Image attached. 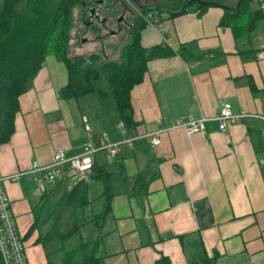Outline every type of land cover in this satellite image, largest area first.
Returning a JSON list of instances; mask_svg holds the SVG:
<instances>
[{"label":"crops","instance_id":"crops-1","mask_svg":"<svg viewBox=\"0 0 264 264\" xmlns=\"http://www.w3.org/2000/svg\"><path fill=\"white\" fill-rule=\"evenodd\" d=\"M132 1L139 8L163 9L158 15L156 11V23L143 30V47L184 48L200 59L185 60L175 52L148 63L143 82L131 92L137 123L131 133L138 140L133 147L123 145L115 157L107 151L92 156L95 167L85 181L88 203L64 209L62 232L69 224V229L79 226V243L96 244L102 264H264V124L255 118L264 115V59L257 57L264 51L262 20L252 32L235 36L221 22L242 0ZM181 5L186 11L172 15L170 10ZM125 21L105 15L100 27L93 20L83 22L99 30L88 31L78 44L73 41L69 56L97 54L100 69L120 62L130 38L131 25L124 30ZM115 22L117 30L112 28ZM68 79L66 64L47 56L20 99L13 137L0 145V178L28 171L35 161L49 165L59 150L66 157L81 154L88 142L85 118L97 144L131 136L120 127L123 121L104 73L95 92L78 99L62 97ZM227 103L236 113L252 116L226 132L215 120L191 136L183 129L163 131L157 146L146 137L179 121L213 119ZM96 167L108 173V185L96 178ZM74 186L65 174L46 193L37 189L32 175L3 182L29 264L65 263L63 240L45 244L38 239L51 229L53 211ZM43 205L39 226L27 235ZM67 212L72 217L64 229ZM75 236L69 247L76 248Z\"/></svg>","mask_w":264,"mask_h":264},{"label":"trees","instance_id":"trees-1","mask_svg":"<svg viewBox=\"0 0 264 264\" xmlns=\"http://www.w3.org/2000/svg\"><path fill=\"white\" fill-rule=\"evenodd\" d=\"M252 2L254 0H242L237 10L226 11L221 24L230 27L235 36L242 31L252 32L256 23L264 19V12L252 10ZM80 4V0H5L3 2L0 10V145L9 143L13 137L16 116L20 111V99L27 93L31 82L41 71L49 55L56 56L67 66L69 79L61 90L64 98L78 99L94 93L95 83L100 80L101 73H104L120 119L131 136V131L137 127L133 118L131 92L135 86L143 82L148 71V63L155 58L171 56L175 52L180 53L185 60L200 59L189 54L184 48L174 51L164 45L143 47L142 32L148 23L145 18L139 16L135 17L131 26L130 41L123 49L120 62H109L100 69L97 67L100 59L97 54L88 57H70L73 16L75 8ZM205 8L206 6H200V9ZM140 9L144 14L154 13V18L157 10H159L157 15L163 11L161 8L150 6H143ZM176 11H172V15L184 13L186 6ZM94 167L95 165L93 169ZM96 169L98 175L96 178L108 185V173L102 167ZM141 178L139 177L138 180ZM88 189V184L80 181L64 194L56 210L53 211L54 224L43 237L38 239V242L46 244L53 239L66 241L79 234L80 227L77 225L62 232L60 219L66 207L79 209L87 205ZM46 206L38 208L35 222L27 235L32 234L39 226ZM95 248L94 243L81 242L74 251L81 254V257L72 260L70 256L63 264H102V259L96 256ZM0 264H4L1 255Z\"/></svg>","mask_w":264,"mask_h":264},{"label":"built area","instance_id":"built-area-1","mask_svg":"<svg viewBox=\"0 0 264 264\" xmlns=\"http://www.w3.org/2000/svg\"><path fill=\"white\" fill-rule=\"evenodd\" d=\"M254 2L258 6V10L264 12V0H254ZM144 18L148 26L156 23V19L152 15L145 16ZM257 57L264 59V51H261ZM251 116L245 111L236 113L232 104L227 103L213 119L202 117L192 121H179L166 130H158L157 132L146 135V137L151 139L153 146H157L161 143L160 134L163 131L183 129L187 135L191 136L204 132L207 123L215 120L219 123L220 131L226 132L229 126L243 123ZM255 118L261 120L264 124V115H255ZM84 121L85 130L88 134V142L85 144L81 154L74 157H66L65 153L59 150L56 152L53 162L49 165H41L35 161L28 171L18 172L6 178H0V255L4 264H29V262L24 237L19 231L12 211V202L3 187V182H20L24 176L32 175L37 189L41 193H46L49 186L55 184L60 174L67 175L75 184L83 180L87 181V174L93 170L94 166L92 156L98 152L107 151L110 156L115 157L119 154L123 145L133 147L134 143L138 140L137 137L130 136L121 142L112 143L106 138L104 143L97 144L87 119L85 118ZM120 127L126 134L127 130L123 122L120 124Z\"/></svg>","mask_w":264,"mask_h":264},{"label":"rangeland","instance_id":"rangeland-1","mask_svg":"<svg viewBox=\"0 0 264 264\" xmlns=\"http://www.w3.org/2000/svg\"><path fill=\"white\" fill-rule=\"evenodd\" d=\"M80 1H81V4L78 5L74 11L69 49H70L73 41L77 44L80 43L81 39L87 35L88 31L90 32L92 30L93 32L94 31L97 32L99 30L98 28L100 26H102L101 20L105 17V15L112 16L115 21L117 18H119L121 16L125 17L126 21L124 22V24L126 27L124 29V25H122L123 26L122 30L123 29L128 30L127 29L128 26L129 25L132 26V24L135 20V17H137V16L143 17V18L145 16H149V15L154 16V13H152V12L144 14L143 10H141L135 3H133L132 0H112V1H109V0H80ZM100 1L103 4H100ZM88 2L91 3L92 5H89ZM120 2L125 3L129 9V11L123 10V8H124L123 5L122 4H121L122 6L118 5V3H120ZM87 3H88V5H86ZM109 7H111V8H109ZM251 8L253 10H256L258 8V6L255 2H252ZM1 9H2V7H1ZM108 9H111V10L109 11ZM93 10H95L94 15L91 14V12ZM97 16H99L100 19L97 20ZM88 20H90V22H92V20H93V22L96 21V26H99V27L98 28L97 27L92 28L91 26H89V27L85 26L83 22H85V21L88 22ZM112 25H113L112 28H116V30H117V27H118L117 22L113 23ZM259 25L264 26V19L259 22ZM125 35L123 37V40H124V38H126ZM129 41H130V38H129ZM81 182H85V181L83 180ZM70 217H72V216H71V213H69V212L65 213V215L63 216V222L62 223H63L64 229L66 228L67 221ZM67 226H69L67 229V231H68L69 228L71 227V225L69 224ZM84 237H85L84 241H88L86 236H84ZM68 240L63 241V244L65 246V250L67 252H69V253L66 252L67 255H64L63 258H66V261H67L68 257H70V256H71L70 259H72V260L74 258L81 257V254L79 255L78 252L74 253V251L80 246L79 242L81 241V235H76L75 237L72 238L73 243L74 244L76 243V248L73 246L69 247Z\"/></svg>","mask_w":264,"mask_h":264},{"label":"flooded vegetation","instance_id":"flooded-vegetation-1","mask_svg":"<svg viewBox=\"0 0 264 264\" xmlns=\"http://www.w3.org/2000/svg\"><path fill=\"white\" fill-rule=\"evenodd\" d=\"M183 7H184V5H181L180 7L176 8L175 10H177V9H181V8H183ZM170 11H173V10H170Z\"/></svg>","mask_w":264,"mask_h":264},{"label":"water","instance_id":"water-1","mask_svg":"<svg viewBox=\"0 0 264 264\" xmlns=\"http://www.w3.org/2000/svg\"><path fill=\"white\" fill-rule=\"evenodd\" d=\"M91 14H95V10H93V11L91 12Z\"/></svg>","mask_w":264,"mask_h":264}]
</instances>
